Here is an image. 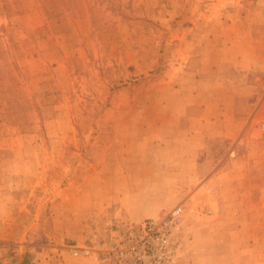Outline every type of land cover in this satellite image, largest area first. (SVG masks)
Returning <instances> with one entry per match:
<instances>
[{
    "label": "rangeland",
    "instance_id": "1",
    "mask_svg": "<svg viewBox=\"0 0 264 264\" xmlns=\"http://www.w3.org/2000/svg\"><path fill=\"white\" fill-rule=\"evenodd\" d=\"M0 193L13 262L181 206L175 264H264V0H0Z\"/></svg>",
    "mask_w": 264,
    "mask_h": 264
},
{
    "label": "built area",
    "instance_id": "2",
    "mask_svg": "<svg viewBox=\"0 0 264 264\" xmlns=\"http://www.w3.org/2000/svg\"><path fill=\"white\" fill-rule=\"evenodd\" d=\"M182 207L155 218L112 220L93 245L70 246L73 255L94 256V264H175L174 234Z\"/></svg>",
    "mask_w": 264,
    "mask_h": 264
},
{
    "label": "crops",
    "instance_id": "3",
    "mask_svg": "<svg viewBox=\"0 0 264 264\" xmlns=\"http://www.w3.org/2000/svg\"><path fill=\"white\" fill-rule=\"evenodd\" d=\"M247 210H249L250 213L255 212V214H257V212L262 210V208L257 207V206H252V207H249ZM14 212H16L15 205L8 204L7 199H4V196L0 197V213L1 214L2 213L11 214ZM12 224L13 223L5 221V219H3V221H0V240L14 239L15 242L17 241L16 240L17 239V233L15 232V227H12ZM241 224H242V227L240 226L239 229L246 228V225L244 226L243 223H241ZM252 224H254L255 231H257L256 227L260 223L255 220V222L254 223L252 222ZM254 239H255V237H254ZM78 243L79 242H77L76 244H78ZM33 249H35V248H33ZM49 249H50V251L45 253L47 258H44L43 255H41L42 253H40L38 250L36 253L35 252L33 253L34 255H33V257L31 256L30 260L25 258L24 255H19V254H21L20 252L19 253L15 252V256L19 255V257L17 259L15 257V260H16L15 262L12 261V257H10V258L6 257V258H0V264H88V261L86 259L72 258L69 255L68 251H66V248H63L60 246H55V247L52 246V247H49ZM54 249H55V251H53Z\"/></svg>",
    "mask_w": 264,
    "mask_h": 264
}]
</instances>
